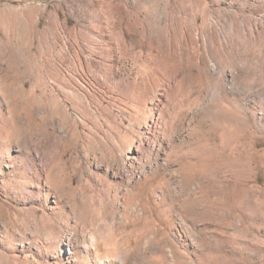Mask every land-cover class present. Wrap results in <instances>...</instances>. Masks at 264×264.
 Masks as SVG:
<instances>
[{
    "label": "rangeland",
    "instance_id": "rangeland-1",
    "mask_svg": "<svg viewBox=\"0 0 264 264\" xmlns=\"http://www.w3.org/2000/svg\"><path fill=\"white\" fill-rule=\"evenodd\" d=\"M120 251L264 264V0H0V264Z\"/></svg>",
    "mask_w": 264,
    "mask_h": 264
},
{
    "label": "bare ground",
    "instance_id": "bare-ground-1",
    "mask_svg": "<svg viewBox=\"0 0 264 264\" xmlns=\"http://www.w3.org/2000/svg\"><path fill=\"white\" fill-rule=\"evenodd\" d=\"M152 242H153L152 238L146 240L143 244V249L146 250L152 244ZM119 254H120V259H121L122 264H126V260H127L126 252L120 251Z\"/></svg>",
    "mask_w": 264,
    "mask_h": 264
}]
</instances>
